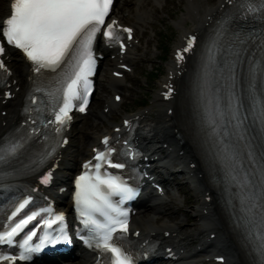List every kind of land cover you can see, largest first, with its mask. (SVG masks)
I'll return each instance as SVG.
<instances>
[{
    "label": "bare ground",
    "instance_id": "6f19581e",
    "mask_svg": "<svg viewBox=\"0 0 264 264\" xmlns=\"http://www.w3.org/2000/svg\"><path fill=\"white\" fill-rule=\"evenodd\" d=\"M6 0H0V13H7L8 10L5 9ZM9 1V0H8ZM126 9L129 13L124 14L120 18L124 24L132 25L135 28L138 27L140 33L145 32V30L151 28L155 29V24L158 20H162L163 17L159 14L166 12V7L164 3L168 0H162L163 3L158 0H123ZM184 2V7L181 10L182 15L172 20L174 28L179 32L178 44L185 38L188 33H199L202 35L208 27L212 25L213 18H216L219 9L226 7L229 4L226 2L228 0H180ZM137 9L130 11L131 5ZM151 7V9L148 7ZM119 13H123L124 6L118 7ZM115 12V11H114ZM173 17V16H170ZM136 47V48H135ZM132 49L137 50L138 46L135 45ZM139 49V48H138ZM136 59L132 60L133 66H137L139 56H135ZM14 72L15 78L18 79V84L21 86V90L16 95V98L10 101L8 104L2 106L0 105V137L7 130L10 123L15 120V115H17L18 107L22 104L23 93L26 89V83L23 77H26V68L24 67V61L14 55ZM192 59L188 61L187 64H183L182 67H186L190 64ZM169 70L172 67V62L168 64ZM168 73L161 80V85L174 81V75ZM101 81V80H100ZM105 84L100 83L99 89L101 93L99 95V100L106 102L109 107V112L105 114L102 110L96 108L92 111L93 119L87 125V129L83 132V139L80 137L81 142L78 143L76 147L75 156L73 159H69L67 163L68 169L75 168V161L77 157L85 154L89 150L88 146L92 145L96 138H98L106 128L107 123H114L116 116L119 115L120 105L115 104L112 99L108 101V97H102L103 92L110 90L111 92L120 93L124 91L126 87L122 81H115L109 77H105ZM181 78L175 80L176 85H182ZM102 82V81H101ZM108 87V88H107ZM190 106V102H189ZM170 108H174L173 115L168 113ZM2 111H7L6 115H2ZM180 107L177 102L162 103L160 95L157 93L154 97V106L144 110L139 113L142 117V128L141 136H143V141L149 145L148 151H154L155 155L162 153L167 156L169 167L171 170L177 172V174L172 171L173 176L183 177L185 180L179 186L182 190L184 187L189 188L192 192L194 201L190 206V212L185 210L182 206L181 200L175 195L174 190L170 188L167 189V194H170L166 198L159 199L156 204L162 202V206L153 212L154 215L146 214L145 216L139 215L134 218V223L136 226L140 227L143 232H153L160 234V232L169 231L172 235L171 238L163 239V242L172 247L177 255L182 257L173 264H203L201 261H196L202 255L209 257L210 252L215 254L213 251H218L214 256H222L224 253L228 256V264H247V262L242 260L241 251L236 242V238L231 233L230 228L225 223L221 210L216 204L211 185L207 179L205 167L199 157L198 150L194 144L189 143L187 139L181 134L184 126L182 119L178 116ZM192 126L194 127V133H196L197 141L199 142L200 137V125L198 119L192 117H187L185 121V130L187 132H192ZM176 130L178 132L176 133ZM180 134L178 137L177 135ZM182 144V140H184ZM159 146H163L161 148ZM195 164L193 166L192 164ZM166 186L170 183V178L165 181ZM178 190V186H177ZM211 197V201L208 198ZM147 208L148 213L152 212V207L147 200L142 207ZM172 212L164 213L166 210ZM143 210V209H142ZM188 213L195 214V219L198 220L197 224H193L194 229H188L189 223L187 220ZM184 214L185 217L179 221L174 220L173 222L162 221L163 216H177ZM192 226V225H191ZM217 234V237L210 244L208 239L211 234ZM199 240L202 246L201 250L197 252L189 249L190 244L193 241ZM236 240V241H235ZM82 264L91 263L88 257L82 256L80 261ZM79 264V263H77Z\"/></svg>",
    "mask_w": 264,
    "mask_h": 264
},
{
    "label": "snow or ice",
    "instance_id": "6c2138e0",
    "mask_svg": "<svg viewBox=\"0 0 264 264\" xmlns=\"http://www.w3.org/2000/svg\"><path fill=\"white\" fill-rule=\"evenodd\" d=\"M112 2L113 0H13L10 16L0 25V34L6 38L8 44L14 45L25 53L27 59L35 65V72L39 73L42 69L56 71L66 62V58L71 64V72L66 73L62 81L60 89L62 103L55 112L53 121L58 125L57 132L60 131V126L71 119L69 112L74 106L73 101H80L79 111L81 112L85 111L88 104V95L91 92L88 77L92 75L95 66L91 46L96 34L105 24ZM114 24L115 22L109 24L104 32L109 40L114 38ZM123 31L131 33V29H123ZM194 43L195 37L190 38L184 51H191ZM3 52L4 47L0 45V54ZM179 59H183L182 54H179ZM3 67V61L0 60V68ZM231 112L232 118L239 121L237 127H240L243 121L239 118V104L236 99H233ZM241 138L243 139V136ZM104 142L107 143V140ZM249 155L251 156L252 153L250 152ZM95 160L97 161L94 165L95 174L90 175L85 172L76 181L78 189L76 203L80 206L81 216L86 217L84 223L86 225L91 223L97 229L103 230L102 244L98 243L97 247H102L111 253L113 264H131L130 258L121 247L112 242L113 233L118 228L125 233L128 231L126 219L128 213L116 207L110 200V196L119 195L122 200H126L131 199L135 193L118 178L100 173L101 162H108L110 166L117 168L123 165L111 164L103 152L98 153ZM89 167L93 166L85 165L86 169ZM261 180L264 182V174ZM26 203L27 201L20 204V209H23ZM93 213L105 216L107 223H99L93 218ZM121 217L124 218L121 219ZM34 219V215L21 219L10 227V230L0 234V243L11 244L13 238ZM63 219V216H56L55 220H46L45 223L51 228L53 223ZM35 235L33 231L28 236V240ZM28 240H25L23 245L26 253L39 252L46 247L72 242V238L63 229L55 235L45 233L35 247L29 246ZM261 255L264 257V247L261 249ZM28 258L29 256L25 253H21L20 259ZM15 259L11 256H0V260L11 262Z\"/></svg>",
    "mask_w": 264,
    "mask_h": 264
},
{
    "label": "rangeland",
    "instance_id": "374dc122",
    "mask_svg": "<svg viewBox=\"0 0 264 264\" xmlns=\"http://www.w3.org/2000/svg\"><path fill=\"white\" fill-rule=\"evenodd\" d=\"M183 7L184 2L176 0L175 3L169 7V9L173 17L175 16V18H177L182 15V13H180V8L183 9ZM163 16L164 20L162 19L161 21L156 22L154 30L156 35L152 29H148L149 33L143 35V45L140 48L141 53H143V60L138 64L135 69V73L130 77L133 81L132 85L127 84L128 89H126L124 94L128 97L119 110L121 114L125 111H141L146 108L147 105L145 103L148 102L149 105L151 104L156 91L158 90L159 82L161 81V78L164 74V68H166V65L170 62L172 57V49L179 41V32L176 29L170 27L171 18L167 14H163ZM163 57L164 60H162ZM129 86H131V89H129ZM143 101H145V103H142ZM102 106L103 104L101 103V109ZM85 121L86 119L76 126L73 146L76 145L78 136H80V131L83 129L82 124ZM70 152H73V148L70 150ZM179 182L181 183L182 181L180 180ZM184 191L187 192V195L180 194L179 198L182 200V203L185 200L183 206L184 210H189L188 206L191 205L189 201H194V198H192L193 194L187 188H184ZM188 217L190 220L191 215ZM196 222L197 221L194 219L193 221L190 220L188 229H194L192 223L195 224Z\"/></svg>",
    "mask_w": 264,
    "mask_h": 264
}]
</instances>
